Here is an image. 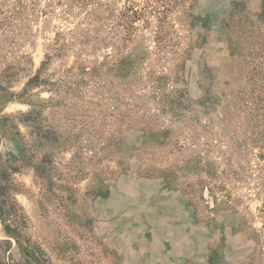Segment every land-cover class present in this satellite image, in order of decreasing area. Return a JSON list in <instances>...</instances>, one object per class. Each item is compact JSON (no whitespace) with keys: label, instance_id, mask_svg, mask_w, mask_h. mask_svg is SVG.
<instances>
[{"label":"rangeland","instance_id":"obj_1","mask_svg":"<svg viewBox=\"0 0 264 264\" xmlns=\"http://www.w3.org/2000/svg\"><path fill=\"white\" fill-rule=\"evenodd\" d=\"M0 264H264V0H0Z\"/></svg>","mask_w":264,"mask_h":264}]
</instances>
